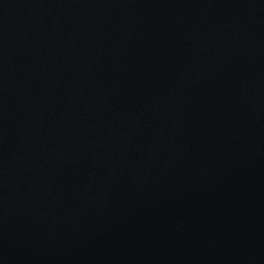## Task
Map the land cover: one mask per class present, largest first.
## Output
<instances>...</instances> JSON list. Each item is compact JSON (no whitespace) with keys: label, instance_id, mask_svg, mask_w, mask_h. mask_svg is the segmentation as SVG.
<instances>
[{"label":"water","instance_id":"1","mask_svg":"<svg viewBox=\"0 0 264 264\" xmlns=\"http://www.w3.org/2000/svg\"><path fill=\"white\" fill-rule=\"evenodd\" d=\"M0 264H264V0H0Z\"/></svg>","mask_w":264,"mask_h":264}]
</instances>
